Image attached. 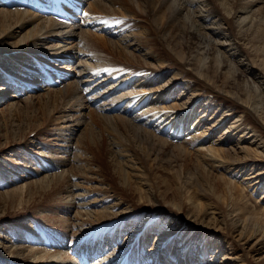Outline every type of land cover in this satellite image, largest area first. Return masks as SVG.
<instances>
[{
  "label": "bare ground",
  "instance_id": "bare-ground-1",
  "mask_svg": "<svg viewBox=\"0 0 264 264\" xmlns=\"http://www.w3.org/2000/svg\"><path fill=\"white\" fill-rule=\"evenodd\" d=\"M115 1L124 3L120 6V10L128 9L126 5L139 4L140 2L139 0ZM168 1L166 0L165 3L167 4ZM193 1L183 0L181 5L185 4L184 9L181 6L178 15L171 20L180 22L181 15L189 4L192 5ZM234 1L217 0V5L214 6L208 2L204 5L205 11H209L208 15L202 14V11L194 14L196 19L202 22L200 24H203V27L210 31L212 37L214 35L219 36L217 38L220 40L216 41L217 54L212 52L213 56L210 58L208 55V51L209 54L211 51L208 49L210 45L203 49L202 38H195L198 34L194 32H190L192 40L189 41L192 52L186 54L181 47L182 49H178L179 52L175 50L176 54H174L176 64L181 66L184 63L187 66L186 70L194 74V79L202 84V87L214 88L230 101L231 105L226 106L225 112L218 115L219 112L211 108L205 97H202L203 99H200L198 103L203 106L202 112H196L195 104L192 102L194 100L192 98L196 96V89H189L191 80L184 83L185 89L180 94L175 95V102L164 107L167 109L168 107L176 108L178 111H166L162 109L161 104L167 99L163 90L166 89L165 86L168 85L169 81L161 87L153 88L149 79L145 80L146 78L133 76L130 70L122 71L124 74H120V72L119 75H112L109 74L112 72L97 69L100 66L99 63H94L96 60L89 55L88 45L91 41L92 49L105 47L108 50H118L120 58L135 60L131 61L133 63L139 62L141 56H134L132 51H139L138 45L147 42L144 41L140 44V40H136L133 33L120 36L119 29L114 30L113 26H108L110 22L99 18L102 17V14L111 12V10L109 12L99 11L100 9H107L109 6L107 3L111 0H91L88 5L89 13L87 10L83 11L82 4L74 6V1L72 4L71 2L68 3L69 7L67 8L68 0H63L62 3L55 0H0V6L3 7L0 8V96L9 92L8 98L16 100L30 92L45 89V93L40 96L45 110L55 102L62 100L68 106L61 108L58 112L56 111V118L62 127L58 129L55 134L56 137L53 139L61 140L62 138L67 148L71 146V141L76 136L75 128L80 131V127L85 126V122H90L93 119L92 113L83 112L89 106L92 105L93 107V104L95 110L99 112H95L97 115L101 116L103 120H109V124L113 127L116 126V138L118 140L124 143L128 141L139 148H149L148 146L167 143L162 136L154 135L151 131L150 133L129 120L147 125L149 123L148 118H150L152 119L151 123L153 121L157 123L156 127L159 132L161 128L163 133L169 129V137L176 140L182 139L188 145L192 144L195 147V152L207 164L222 170L224 177L221 179L227 190L224 192L225 196H221L222 203L226 207L225 210L218 208L219 205L213 204L214 206H211L210 202L209 205L199 201L198 198L187 196L185 202L179 204L176 202L174 204L166 203V207L154 213L146 212V214L137 216L138 209L127 204L124 206L123 201L118 197L108 199V190L104 189L98 193L93 190L94 188L82 186L81 181L84 183L85 178L79 173L86 172L84 168L85 158H81L82 155L79 157L76 154L77 157L66 159L64 156V159H58L55 156H48L46 151L38 152L36 150L35 154L40 156H37L38 158H42V155L46 156L45 160L41 161L45 163H41L39 166L35 165L37 163L35 155L33 157L20 155V158L24 160L25 167L18 166L17 168L18 171H24V175L26 174L27 177L18 174L19 172H13L10 176L8 175L9 180L7 181V173L3 172V180L6 179L4 183H7V186L17 185L21 179L28 180V182L19 186L15 185L16 187L11 186L12 188L8 190L5 189V197L9 200L8 203L14 206L13 210H20L30 206L37 199V196H41V200L43 197L49 196L51 197L50 204H55L56 207L67 204L70 213L74 214V224L71 222V217L63 216L54 219L60 221L63 231L70 232L73 229V234L72 237L61 235L64 236L65 243L54 240L59 248H49L43 245V240L38 242L39 233L35 227L28 224V218L19 217L17 221L13 222L15 226H11L9 231L16 237L14 240L13 238L9 239L6 234L7 230L5 233V228L3 229V227L8 226V221L2 219L3 216H1L5 211L0 210V240L2 239V242L0 241V261L3 264L6 263L5 257L17 264H244L245 257L241 253L238 255L235 252L237 248L234 249L228 240L238 237V239L248 242L251 238L256 237L251 250L256 251L264 247V215L258 214L257 211L256 213L248 212V209H245L247 216L244 214L239 216L229 203L235 198L237 191L239 196L236 183L243 188L252 187L254 191L264 187V160H261L264 156L262 154L264 153L262 151L264 149V137L255 126V124H262L264 127V98L261 97L259 100L260 97L255 99L248 94H243L236 86L237 77L239 78L242 73L238 76L231 72L232 76H230V72L224 71L227 65L222 64L219 57L220 47L226 45L233 52L230 56L244 57L237 59V65L243 69L242 72L258 78L260 84L264 86V74L261 73L258 64H255L256 61H264V7L261 4L264 0H239L244 1L243 4L236 8L233 15H227L224 9L230 12L228 6L232 5ZM149 3L153 4V9L155 8L156 15L161 21L166 15L162 5L163 0H159L160 5H158L157 0H149ZM73 11L80 12L78 16L73 17L76 20H71ZM115 11L113 10V12ZM260 12L263 14L262 20V17L258 20ZM218 15H222V20H226L227 17L242 18L243 20L239 21L237 28L240 33L234 35L229 26L226 28L221 23L222 26L218 25L217 29L211 25L210 27L206 25L210 16L216 17ZM186 21L188 20L186 19L185 23ZM186 26H188L187 23ZM91 28L101 32V34L90 30ZM188 28L192 27L189 26ZM222 30L224 31L222 32ZM245 40H247L246 44H249L254 50L256 61L255 57L251 61L252 59L248 56L249 53L242 49L241 42L243 44ZM172 43L174 48H178L182 42L179 36L175 35L172 37L170 45ZM195 44L196 47L193 46ZM148 53L146 51L142 55H145L147 59L152 58L153 56L151 55V57ZM34 59L39 63H36ZM21 60L22 64H16L17 61ZM76 61L79 62L76 64ZM66 62L67 65L72 64L69 66L70 70L67 69L68 66L63 64ZM73 64L75 65L73 66ZM173 66L175 67V65ZM77 68L80 84L77 83L76 88L73 83L68 81L73 73L77 72ZM144 68L148 69L147 72L153 71L148 67ZM19 71H21L20 74ZM10 77L14 78L15 84ZM179 78V75H173L174 81ZM52 85L59 88L54 89L51 87ZM262 86L261 88H264ZM33 88L37 90H33ZM56 91H60V95L52 99V95ZM176 91L174 93H177ZM92 93L94 94L93 97H89ZM187 95H189L188 99L184 100ZM28 97L33 98L35 95ZM171 97L169 96V98ZM79 101H81V105L76 106ZM0 103H2L1 99ZM15 103L11 102V107L17 106V104L14 105ZM87 103L89 104L87 105ZM258 110L263 115H259ZM158 115L159 118L157 119ZM86 116H89L90 119L88 120ZM111 117L118 120L115 122V120L110 119ZM225 124L228 126L219 134ZM90 128L85 127V131L80 136L81 140L78 141L80 144H78L86 146V149L92 145L99 148L101 146L100 139L94 136L95 132L89 130ZM64 137H68L69 140ZM31 143L34 144V141ZM19 145L22 144L18 142L16 147ZM181 146H177V148L179 147L177 150L182 149ZM67 148L65 150L68 152L69 149ZM229 148L233 149L230 150ZM237 149L239 150L237 151ZM116 153L112 156L113 159L117 157ZM144 154L147 155V153ZM94 155L95 153L92 154V160H94ZM119 155L123 156L124 154L120 153ZM127 161L129 162L128 167H132V158L127 159ZM234 162L238 163L235 164ZM48 172L51 173L48 174ZM92 172H90L91 175ZM124 172H122L124 178L121 179L126 181L128 172ZM138 174L141 176L143 173L139 172ZM38 175H40L39 178L32 179ZM74 177L80 180L73 182ZM142 179L138 183H144L141 182ZM1 183L3 182L0 181V185ZM141 189L139 187V191L137 190L140 193L138 202L156 201L155 199H148ZM261 201L264 202V194L261 196ZM259 208L264 214V206L261 205ZM45 211H49L51 214L57 210L55 208L54 210H47V208L41 207L37 211L38 215H41V219H43ZM129 215L134 218L120 228L119 226L116 227L117 221L123 220ZM49 216L50 218L53 217L52 215ZM157 219L159 221L152 226ZM41 234L43 233L41 232ZM150 238L153 246L147 249ZM106 240L111 244H106ZM120 240L125 241L120 242ZM38 243L41 244V247L37 245ZM225 243L227 247L223 245ZM175 249L177 250L175 251ZM220 252H224V254L222 259L217 261L214 256ZM67 253H71L72 256H68Z\"/></svg>",
  "mask_w": 264,
  "mask_h": 264
},
{
  "label": "rangeland",
  "instance_id": "rangeland-1",
  "mask_svg": "<svg viewBox=\"0 0 264 264\" xmlns=\"http://www.w3.org/2000/svg\"><path fill=\"white\" fill-rule=\"evenodd\" d=\"M139 1H140L139 4L126 5L128 9L125 8V9L120 10L121 9L120 6L122 5L123 2L117 3V1L111 0V2L107 3V5H109L107 7V9L109 8L108 10L107 9L99 10L101 12H109V10H111V12L108 14H104V15L102 14L101 15L102 17H99V18H102L103 20H107L108 22H110L108 26L110 27L113 26L114 30L119 29L120 36L129 35L130 33H133L134 38L136 40L137 39L140 40V44L144 41H147L145 43H142L143 46L142 44L138 45L140 47L138 48L139 51L137 52L132 51L134 56H139V57L141 56L140 57L141 60L139 62L133 63L131 61H135V60L130 61V60H125V59L120 58L118 50H114V51L108 50L105 47L100 48V49H92V44H91L92 41H91L89 43L90 45H88L89 46L88 50L90 52L89 55L91 58H94L96 60L94 63H99L100 66L97 69L100 71L112 72V73H109L112 75H119L118 73L120 72H121L120 74H124L122 71L130 70L131 74L133 73V76H136L138 78L140 77L142 79L146 78L145 80L149 79L150 85L153 88L161 87L169 81L168 85L165 86L166 89L163 90L165 94V98L167 99L163 101V103L161 104L162 109L166 111L167 110L176 111V112L178 111V109L176 108L168 107L167 109V107L166 108L164 107L170 106L171 103L173 104L175 102L174 99L176 98L175 95L180 94L183 91V89H185L184 83L188 82V80H191L192 82L189 84V89L190 90L196 89L195 90L196 96H194L195 98L194 97L192 98V100L194 99L192 102L195 104L196 112H200V111L202 112L203 110L202 104L201 103L198 104L199 100L203 99L202 97L206 98V101L210 103L211 108H213L216 112L217 111L219 112L218 115H220V113L222 112H225L226 106L231 105L230 101L222 93L215 90L214 88H209L208 86L202 87V84H199L196 81V79H194V74L190 73L189 70H186L187 66L184 63H182V65L179 66L176 64L174 60L175 59L174 54H176L175 50L178 51V49H182L181 47H183L182 50L186 52V54L188 52H192V49L189 46V41L192 40L190 32H194L198 34V36H196L195 38H199V39L202 38L203 40L202 48L203 49H205L208 45H210L208 47V49L211 50L210 54L208 51V55L210 58L213 56V54H211L212 52H215L217 54L218 46H216V41L220 40V38H217L219 36L214 35L212 37L210 31L205 29V27H203V24H200L201 21L199 22L196 19V16L194 15L198 11H202V14L206 13L208 15L209 11H205L206 8L204 5H206V3L208 2L209 4H211V6L217 5V0H194L192 5L189 4L187 8L185 9V11L183 12V14L181 15L180 22L176 20L172 21L171 19L174 16L178 15V12L181 6L184 9L185 4L181 5L183 0H169L167 4L165 3L166 0H163L162 5H163V8H165L166 15L161 21H160L159 16L156 15L157 12L155 8L153 9V4L149 3V0H146V1L139 0ZM90 2L91 0L86 1V3L84 4L85 9L83 8V5H82L83 11L87 10L89 13L88 5L90 4ZM242 2L244 1L235 0L232 3V5L228 6V9L230 10V12H227L226 9H224V11L227 13V15L228 14L233 15L236 8L240 7L243 4ZM157 3L158 5H160L159 0H157ZM261 4L264 7V1ZM0 8H3V7L0 6ZM6 8L14 9L15 7H6ZM189 9H191V11H189ZM113 10H116V11L113 12ZM260 13H259L258 20H260V18L263 16V14L262 13L260 14ZM78 14H80L79 11H73L71 20H76V18H73V17L78 16ZM221 16L222 15H218L216 17L210 16L208 21H206V25H208L209 27L211 25V27L213 26L214 28H216V27H219L218 25L222 26L221 24H223V26L226 28L229 26L230 29L233 30L231 32H234V35L236 33H240L237 31V28H238L239 21L243 20L242 18L227 17V19L225 18L226 20H222ZM263 17L261 18V20L263 19ZM186 19L188 20L186 21L188 26H186V23H185ZM13 20H15V18H13ZM189 26L192 28L187 29V27ZM90 30H93L98 34H101V32L96 31L92 28ZM223 31L224 30H222V32ZM104 35L106 38L109 39V37L106 36V34ZM175 35H178L182 42L181 45L178 46V48H174L173 43L172 45H170L171 39ZM246 43H247V40H245V43L243 44L241 42L242 49H245L249 53L248 56L249 58L252 59L251 61L254 60V57L256 61L254 50L250 47L249 44H246ZM87 44H88V41H87ZM193 46L196 47V44ZM142 48L145 49L144 52ZM220 49L221 50H220L219 57L222 61V64L227 65V68L224 69V71L227 73L230 72L229 73L231 74L230 76H232V73L233 74L235 73V75H238V76L240 73H242L240 74L239 78L237 77L238 81L236 83V86L239 87V89L243 92V94H246V95L248 94L249 96H251V98H255V99L260 97L258 98L259 100L261 99V97L264 98V88H261L262 85L260 84L261 83L260 80L258 78L252 77L251 75H248L247 73L242 72L243 69H240V67L237 65V61L244 57L230 56L232 51L226 45H222ZM146 51L147 53L149 52L148 54L150 56L152 55L153 57L151 56L152 58L147 59L145 55L143 56L142 54H144ZM97 54L99 55L96 57ZM89 55L87 56L89 57ZM14 60H17V59H14ZM78 62L79 61H76L75 63L77 64ZM262 62L264 63V61L262 60L258 62L256 61L255 64H258L257 66L261 68V71H262L261 73L264 74V71H263L264 64ZM18 63L22 64V60L19 62L17 61L16 64ZM63 64L68 66L67 69L70 70L69 66H72V64L67 65L68 64L67 62ZM74 65L75 64H73V66ZM173 65H175V67ZM140 66H142L143 68ZM262 66H263V69H262ZM144 67H148L149 69L153 71L147 72L148 69ZM20 72L21 71H19V74ZM78 72L79 70L77 68V72L73 73L72 77L68 81L69 83H73L76 88H77V83H79ZM175 74L179 75L180 78L174 81L173 75ZM188 76H191V77H188ZM10 79L14 84L16 83L13 77H10ZM57 82H58V79H57ZM52 88L55 89L59 87L52 86ZM28 89H30V86H28ZM33 90H37V89L33 88ZM174 91H176L177 93H174ZM44 93H45V89H41L38 91H33L28 94H25L16 100L8 98L9 92L3 93L0 96V99L2 101V103H0V161H1L0 162V165H1L0 181L3 182L0 185V210L2 212L5 211L1 216H3L2 219H6L8 221L7 222L8 226L3 227V229L5 228L4 229L5 233L7 230L6 234L9 239L13 238L14 240L16 237V235L11 234L12 232H9V231L11 229V226H15L13 225V222L17 221L18 220L17 218L19 217H24L26 219L28 218L27 219L28 224H30L31 226L35 227L37 230L43 233V234L39 233L40 239L38 242H41L43 240V243H44L43 245L49 248L51 247L59 248L55 242L57 240L65 243L64 236H61V235L72 237V234H73L72 232L73 229L70 232L63 231L61 229L62 226H60L61 224L60 221L56 220L57 218L59 219V217L61 218L63 216L68 217V218L71 217L70 218L71 222L74 224L73 222L74 214L70 213V208L67 204L59 205L61 207H58V206L56 207L55 204H50L51 201L49 200L51 199V197L45 196L41 200V196L40 197L37 196L36 197L37 199L32 204H30V206H27V208L20 209V210H17V209L13 210L14 206H12L11 203H8L9 200L6 199L5 197L6 190L12 187L19 186L25 182H28V180L21 179L19 182H17V185L15 184L16 186L15 185L7 186L6 185L7 183L6 184L4 183L6 179L7 181L9 180L8 175L10 176L13 172L15 173L19 172L18 174H22V176L27 177L26 174L24 175V171H18V168H17L18 166H24L23 164L24 160L20 158V155H23V156L30 155L32 157L35 155L37 159V163H35V165H38V166L41 165V163H43L41 161L45 160L46 156H43V155L41 156L42 158H38L40 156L35 154L36 150L38 152L41 150L46 151L48 153L47 154L48 156H55V158L57 157L58 159H62V158L64 159L65 157L66 159L73 158L74 156L81 157L80 155H82L81 158L83 159L85 158L84 168L86 169V172H84L83 174L79 173L80 176H83L85 178L84 183L81 181L82 186L85 188H94L93 190L98 193L100 191H103L104 189L108 190L109 191L108 199H116V197H118L119 199L123 201L124 206L125 204H127V205L133 206V208L135 209H138L136 213L137 216L146 214V212L154 213L155 211H158L166 207V203L171 202L172 204H174V202H176L177 204H179V203L185 202L187 196H193L195 197V199L198 198L199 201H202L203 203H206V204H209L210 202L211 206L219 205L218 208H220L221 210H225L226 207L223 205L224 203H222V198H221V196L224 195V192L227 191L225 189L226 188L225 184L223 180L221 179L222 177H224L223 171L218 170V168H213L211 165L207 164V162L204 159H202V157L199 156L198 153L195 152L194 150L195 147L192 144L188 145V144H185L182 139L176 140V139L169 137L168 136L170 132L169 129H167L163 133L162 132L163 130L161 128V131L159 132L158 128L156 127L157 123L154 121L151 123L152 119L150 118H148L150 124L148 123L147 125H145V123L142 124L140 122L138 123L136 121L129 119L130 122L132 121L131 123L134 122L133 123L134 125L144 130H148V132L151 131L154 135L162 136L164 140H166L167 142L166 144H161V145L159 144L160 146L158 144H156L157 146L152 145L154 147L148 146L149 148L147 147L139 148L138 146L135 147L128 141L124 143L116 138L117 136V131L115 130L116 126L113 127L111 124H109V120H103L101 116L97 115L95 113L97 111L95 110L94 104H93V107L91 105L89 106V108L83 111L86 113H89V112L92 113L93 119L90 122L88 121L85 122V126L80 127L81 128L80 131L78 128H75L78 131L76 130L74 131V133H76V136L72 140L73 144L71 141V146L67 148V146H65V141H63L62 138L61 140L53 139V138L56 137L55 134L58 131V129L62 127V124H59L56 118L57 117L56 111L58 112L61 108L67 107L68 105H65L64 102L61 100V101L55 102L54 104L50 106V108H47L45 110L43 107V101L41 100V97H40ZM34 95L35 97L33 98L28 97V96H34ZM59 95H60V91H56L55 93H53L52 99H54V97L55 98L58 97ZM93 95L94 94L92 93L89 95V97H93ZM169 96H172V97L169 98ZM188 96L189 95H187L184 100H187ZM11 102H16L14 105L17 104V106L13 105L14 107H11L10 105ZM80 102L81 101H79L76 106L81 105ZM88 104L89 103H87V105ZM258 111L260 112V110ZM237 113H238V110H237ZM260 114L262 113L260 112L259 115ZM86 118L88 120L90 119L89 116H86ZM158 118H159V115L157 116V119ZM110 119L115 120V122L116 120H118L115 117H111ZM227 126L228 124L223 125V127L219 131V134H221L222 131ZM255 126L260 131V134L264 137L263 125L255 124ZM85 127H91L89 130H93L95 132L94 136L100 139L101 146L99 148L92 145L91 147H88L86 149V146L79 145L80 142L78 141L81 140L80 136L82 132L85 131ZM120 131H123V130L120 129ZM17 133L18 135H16ZM175 134L177 135L178 133H175ZM64 138H68V137H64ZM31 140L34 141V144L31 143L32 142ZM67 140H69V138ZM18 142H20V144L22 145H19L16 147V144H18ZM42 146L43 148L41 149ZM177 146H181L182 149L180 148L179 150H177L179 148V147L177 148ZM37 147L38 149H36ZM66 148L69 149L68 152L65 150ZM229 149L231 150L233 148H229ZM87 150L89 151V153ZM238 150L239 149H237V151ZM179 151H182V152H179ZM262 151L264 152V149H262ZM94 153H95V155L93 156L94 160H92L91 157H92V154ZM115 153L117 154V157L113 159L112 156L115 155ZM120 153L124 155L123 156L119 155ZM144 153H147L148 156L145 155ZM262 154L264 155V153ZM129 158H132V161H133L131 162L133 164L132 167H128L129 162L127 161V159ZM261 160H264V156L261 158ZM88 161H91V162H88ZM234 163L236 164L238 162H234ZM45 165H48V164H45ZM124 171L128 172V178H126L127 182L121 179V178H124V175H122V172ZM3 172L7 173V177L5 180H3L4 179ZM90 172H92V175ZM139 172L143 174L139 176L138 174ZM50 173L51 172H48V174ZM39 176L40 175H38L37 177H32V179L39 178ZM77 179L78 178L76 177L75 179H72V180L73 182H77L80 180V179L78 180ZM140 179H142L141 182H144L145 184L138 183ZM236 186H238L239 196H238V191H237L235 198L233 200H230L229 203L232 205V209L235 210V212L238 213L239 216H242L243 214L247 216L245 209H248V212L256 213L257 211L258 214L264 215L261 212V209L259 208L261 207V205L264 206V202L261 201V196L264 194V187L262 189H257L256 191H254L252 187L243 188L237 183H236ZM139 187L142 188L141 189L142 192L148 199L151 198V199H155L156 201L155 202L151 201L150 203L138 202L139 200L138 195L140 194L138 192ZM144 190L145 191L147 190V192H145ZM221 205H223L224 207ZM41 207H44L45 209L47 208V210L49 209L54 210L55 208V210L57 211L51 214L49 211H45L43 213L44 217L43 219H41V215L39 216L37 213V211ZM1 211H0V214H1ZM49 215H52L53 217L50 218ZM133 218H132V215H129L123 220L117 221L115 223L116 227L119 226L120 228L122 225L127 224V221ZM159 219L155 220L152 226L155 225L156 222L159 221ZM40 235L42 236V238ZM256 239H257L256 237L255 238L253 237L250 239V241L245 242V241L238 239V237H235V239H232V240L230 239L228 240V242L232 244V247H234V249L237 248L235 249V252L238 255H240L241 253V255L245 257L244 264H264V247L256 251L251 250V246L256 241ZM0 241L2 242V239ZM124 241L125 240H120V242H124ZM151 243L152 241L150 238L149 243L147 245V249L152 248L153 245ZM106 244H111V243L106 240ZM37 245L41 247V244L38 243ZM223 245L227 247L226 243ZM176 250L177 249H175V251ZM69 252L71 251L69 250ZM223 254L224 252L218 253L217 255L214 256L215 257L214 259H217V261L221 260ZM67 255L72 256L71 253H67ZM8 259L5 257V262H6L5 264H9L12 261ZM166 261L168 260L166 259ZM0 264H3V263L0 261Z\"/></svg>",
  "mask_w": 264,
  "mask_h": 264
},
{
  "label": "snow or ice",
  "instance_id": "snow-or-ice-1",
  "mask_svg": "<svg viewBox=\"0 0 264 264\" xmlns=\"http://www.w3.org/2000/svg\"><path fill=\"white\" fill-rule=\"evenodd\" d=\"M85 15H87V13H85Z\"/></svg>",
  "mask_w": 264,
  "mask_h": 264
}]
</instances>
